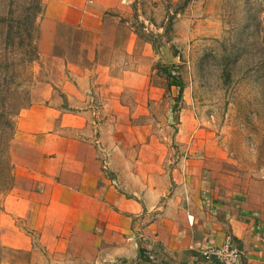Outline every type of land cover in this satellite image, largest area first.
I'll return each mask as SVG.
<instances>
[{
    "label": "crops",
    "instance_id": "obj_1",
    "mask_svg": "<svg viewBox=\"0 0 264 264\" xmlns=\"http://www.w3.org/2000/svg\"><path fill=\"white\" fill-rule=\"evenodd\" d=\"M134 2L43 0L39 56L56 68L16 119L0 209L16 257L0 264H205L227 236L238 264H264V176L209 165L220 151L189 106L165 116L178 93Z\"/></svg>",
    "mask_w": 264,
    "mask_h": 264
},
{
    "label": "rangeland",
    "instance_id": "obj_2",
    "mask_svg": "<svg viewBox=\"0 0 264 264\" xmlns=\"http://www.w3.org/2000/svg\"><path fill=\"white\" fill-rule=\"evenodd\" d=\"M23 3L0 0V153L5 154L0 209L12 182L10 142L17 116L32 102L34 85L56 68L39 56L41 15L34 32L37 57L19 63L14 31L20 15L17 6ZM134 9L140 34L163 52L155 68L164 85L173 86L166 67L181 82L174 85L178 94L164 110L165 116L172 114L176 122L179 112L189 106L199 133L210 135L212 153L220 151L209 165L264 176V0H135ZM144 21L147 31L142 28ZM150 112L158 120L156 110ZM220 155H227L226 162L218 161ZM14 257L13 251L0 248L4 262Z\"/></svg>",
    "mask_w": 264,
    "mask_h": 264
},
{
    "label": "trees",
    "instance_id": "obj_3",
    "mask_svg": "<svg viewBox=\"0 0 264 264\" xmlns=\"http://www.w3.org/2000/svg\"><path fill=\"white\" fill-rule=\"evenodd\" d=\"M21 2L23 0H20ZM19 10V17L16 19L17 29L14 31V38L16 39L14 42V52L18 54L19 63L27 64V62H32L36 56V49L34 47L35 39L34 32L36 31V20L38 16L43 14L44 5L43 0H24L23 5L20 4L17 6ZM21 10H20V9ZM4 21V20H3ZM11 27L8 26V36L10 35ZM35 55V56H34ZM23 56V57H22ZM34 56V57H32ZM165 71L167 76L172 78V82L170 84L173 85H181V82L171 75L170 70L166 67ZM178 81H177V80ZM182 88L180 89L181 92ZM4 152L0 153V166L4 168ZM12 175V173L10 172ZM1 248V246H0ZM210 264H219L217 260L213 259Z\"/></svg>",
    "mask_w": 264,
    "mask_h": 264
},
{
    "label": "built area",
    "instance_id": "obj_4",
    "mask_svg": "<svg viewBox=\"0 0 264 264\" xmlns=\"http://www.w3.org/2000/svg\"><path fill=\"white\" fill-rule=\"evenodd\" d=\"M200 255L208 264L213 259L219 264H238L241 252L233 245L231 238L227 236L220 246H208L200 251Z\"/></svg>",
    "mask_w": 264,
    "mask_h": 264
}]
</instances>
